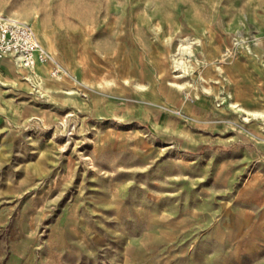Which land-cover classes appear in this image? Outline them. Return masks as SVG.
<instances>
[{
	"label": "rangeland",
	"instance_id": "obj_1",
	"mask_svg": "<svg viewBox=\"0 0 264 264\" xmlns=\"http://www.w3.org/2000/svg\"><path fill=\"white\" fill-rule=\"evenodd\" d=\"M0 11L63 69L0 74V264H264V0Z\"/></svg>",
	"mask_w": 264,
	"mask_h": 264
},
{
	"label": "built area",
	"instance_id": "obj_2",
	"mask_svg": "<svg viewBox=\"0 0 264 264\" xmlns=\"http://www.w3.org/2000/svg\"><path fill=\"white\" fill-rule=\"evenodd\" d=\"M0 57L28 66L34 61H52L51 73L60 75L62 67L54 62L39 42L32 26L0 14Z\"/></svg>",
	"mask_w": 264,
	"mask_h": 264
},
{
	"label": "bare ground",
	"instance_id": "obj_3",
	"mask_svg": "<svg viewBox=\"0 0 264 264\" xmlns=\"http://www.w3.org/2000/svg\"><path fill=\"white\" fill-rule=\"evenodd\" d=\"M0 14L4 15V16H8L9 18H13V19H17V20H21L23 22L26 21V23H28L27 19H22V18H19L17 16H11L9 14H5L3 12L0 11ZM30 24V23H28ZM31 25V24H30ZM33 28V27H32ZM34 29V28H33ZM36 33V32H35ZM37 36V34H36ZM39 42L42 44V46L46 49V51L49 53V56L52 58V60L56 63H58V61L56 60L55 56L53 55V53L49 50L51 49V41L49 39V36H45V39H46V43H47V46L39 39V37L37 36ZM262 41V40H261ZM256 45V44H255ZM49 48V49H48ZM179 52L180 53H183V52H191V48H190V41L188 40H185V39H181L180 40V43H179ZM54 49V48H53ZM55 50V49H54ZM1 60L2 62L4 63L5 66V69L7 70V72H11L12 74H15V75H21V76H24L26 77L27 79H32L31 76H30V70L31 69H35L34 67L35 66H48L47 67V72L49 75L51 76H58V75H53L51 73V66H52V61H34L32 64L28 65V66H25V65H20L16 62H14L12 59H8V58H4V57H1ZM177 63V62H176ZM59 64V63H58ZM60 65V64H59ZM184 68V67H183ZM218 69V71H221V66L220 65H217L216 67ZM36 74V78H37V82L40 86L44 87L43 86V82H42V76L38 74V72L35 73ZM61 76L58 77V79H60ZM57 79V80H58ZM37 84V85H38ZM36 85V84H35Z\"/></svg>",
	"mask_w": 264,
	"mask_h": 264
},
{
	"label": "crops",
	"instance_id": "obj_4",
	"mask_svg": "<svg viewBox=\"0 0 264 264\" xmlns=\"http://www.w3.org/2000/svg\"><path fill=\"white\" fill-rule=\"evenodd\" d=\"M5 58V57H4ZM6 58H8V59H11V58H9V57H6ZM0 61L2 62V60L0 59ZM3 63V62H2ZM0 70H2V73H1V71H0V74H3V76L5 77V78H13L14 76H15V74H12L11 72H5L2 68H0ZM253 264H256V262H253Z\"/></svg>",
	"mask_w": 264,
	"mask_h": 264
}]
</instances>
